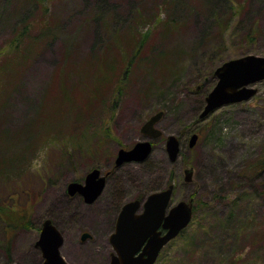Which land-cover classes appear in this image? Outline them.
Listing matches in <instances>:
<instances>
[{
	"label": "rangeland",
	"instance_id": "obj_1",
	"mask_svg": "<svg viewBox=\"0 0 264 264\" xmlns=\"http://www.w3.org/2000/svg\"><path fill=\"white\" fill-rule=\"evenodd\" d=\"M245 54L264 55V0H0V217L8 225L0 223V264H39L34 243L46 218L64 236L65 259L81 264L70 251L79 229L101 238L110 226L93 212L53 209L71 178L102 163L99 155L68 163L67 138L87 149L83 129L111 121L117 142L130 146L157 110L162 135L150 156L111 180L121 204L168 184L170 206L191 204L190 222L153 264H264V171L253 181L240 171L264 150V78L248 100L198 117L215 68ZM169 134L180 141L174 161Z\"/></svg>",
	"mask_w": 264,
	"mask_h": 264
},
{
	"label": "water",
	"instance_id": "obj_2",
	"mask_svg": "<svg viewBox=\"0 0 264 264\" xmlns=\"http://www.w3.org/2000/svg\"><path fill=\"white\" fill-rule=\"evenodd\" d=\"M216 82L204 97V105L198 117L204 118L213 110L230 103L248 100L256 93L251 85L264 78V55L245 54L228 59L214 70ZM164 111L158 110L151 114L142 124L140 131L146 139L139 140L129 149L120 148L115 159L116 166L124 162H140L146 160L152 151L151 139L161 136V130L156 126ZM198 139V133L193 132L188 138V147H193ZM165 150L170 161H174L180 151V141L174 134L165 139ZM185 182L192 180L193 169H184ZM99 170L93 169L85 176L83 184L71 181L68 191H76L85 196L87 202L93 201L101 192L104 177H98ZM98 178V179H97ZM173 184L165 188L150 192L143 202L142 211L137 199L125 202L117 216L115 232L111 234V241L120 256V261L113 259L111 264H153L159 250L181 229L189 223L192 216V206L189 202L180 200L170 206ZM165 231L161 233L159 228ZM87 232L81 235L82 239ZM147 240L143 252L145 256L133 257L137 249L134 241ZM62 236L50 219L42 223L36 245L42 251V264H68L60 255L59 247ZM26 264V263H22Z\"/></svg>",
	"mask_w": 264,
	"mask_h": 264
},
{
	"label": "flooded vegetation",
	"instance_id": "obj_3",
	"mask_svg": "<svg viewBox=\"0 0 264 264\" xmlns=\"http://www.w3.org/2000/svg\"><path fill=\"white\" fill-rule=\"evenodd\" d=\"M105 126L110 128L108 130L109 133L108 132L106 133V131H103L102 129H100L98 131V135H97L98 144L96 146L97 149H94L93 154H85L83 148H77L78 158H82L85 155H88V156L99 155V158H101V160H102L99 162H102V163H96V164L92 165L86 172L83 173V175L81 177L71 178L66 183L64 190L62 191V193L59 195V197L56 199V201L53 204V207H54L53 209H56V210H63L64 209L66 211L68 210V211H70L71 215H74L75 213L85 215V214L93 212L94 215H97V216L99 215V217H96V218L98 219V221L100 220V223H101V219H102V224L104 223V224H107L110 226L109 229H105V230L100 229L103 231H98V233H100V235H102L101 238H98L95 236V234H93L95 236V239H93V235L90 232H88L87 230L79 229V233H80L79 245L76 246L75 244H72L70 246L71 247L70 249H72V250H70V251L71 252L73 251L74 253L78 252L77 258L81 264H111L113 259H116L117 261L121 260L119 253L117 252V250H116L114 244L112 243L110 237H111V234L115 232L116 220H117V216L121 210V207L128 200H126L125 202H123L121 204V203H118L116 201V198H113L115 193H116V188L114 187V184H112L113 182L111 180L114 178L113 176L115 174V171L118 168H120L126 164H129V163H132L134 165H140L145 161L144 160V161H140V162H124L121 165L116 166L115 159H116L118 150L120 148L129 149L134 145L135 142L133 144H131L130 146H125V145L121 144L120 142H117L118 139L116 138L115 135H113V130L111 129V121H109L108 124H105ZM112 137H114V138H112ZM145 138L146 137H144L142 135L141 140L145 139ZM107 142L116 144V146H115L116 151L113 150L115 152H112V150L107 146ZM151 142H152V149H153V146H154L153 139H151ZM93 169L99 170L98 177H104V184H103L101 192L97 195V197L93 201L87 202L85 200V196L82 193H80L78 191H76L74 193H70L68 191V183L71 181H76V182L83 184L85 182L86 174ZM148 194H146L143 197L136 196V197L130 199V200L137 199L140 202L139 209L136 212L142 211L143 202L145 200V197ZM47 219H50V218H47ZM52 223H53V221H52ZM56 228L58 229L59 233L62 236V240H63L62 244H61V246H62L63 242H64V236H63L62 232L59 230V228L58 227H56ZM159 230H161L162 233L164 232V230L162 228H159ZM84 232L88 233V236L86 237L87 239L81 238V235ZM91 239H93V244H92L93 246L81 245L82 243H85L86 240H91ZM36 241H35L34 245H35V247L38 248L39 253H40V263L39 264H42L44 257L42 256V251H41L40 247L38 245H36ZM132 243L138 244L137 249L133 252V255H132L133 257L137 258L140 255L141 256L146 255L143 252V250L145 248L147 240H144L143 242L134 241ZM61 246L59 247L60 255L65 259L64 255H62V252H61ZM159 254H160V251L157 255V258L159 256ZM91 256H93V257H91ZM157 258H156V260H157ZM90 260H91V262L88 263V261H90Z\"/></svg>",
	"mask_w": 264,
	"mask_h": 264
},
{
	"label": "trees",
	"instance_id": "obj_4",
	"mask_svg": "<svg viewBox=\"0 0 264 264\" xmlns=\"http://www.w3.org/2000/svg\"><path fill=\"white\" fill-rule=\"evenodd\" d=\"M130 64V63H129ZM128 67L129 66H127V68H126V70H125V75L127 74V72L129 71L128 70ZM118 93H119V91H118ZM100 129H102L103 131H106V133L108 132L109 133V127H106L105 125H101L100 126ZM100 129H98L97 131H95V132H91V131H89L90 129H83V133L81 134V135H83V137H84V139L87 141V149H84L83 148V150H84V152H85V154H93V151H94V149H96V148H94V149H91L90 150V147L92 146V143H94L93 142V139H94V141L95 140H97L98 138H97V135H98V131L100 130ZM111 134V133H110ZM80 136H76V138H79ZM112 138H114V137H112ZM69 139V144H70V147H68V149H67V147L65 148V155H64V159L68 162V163H73V161H75L77 158H78V151H77V147L78 146H74L73 144H72V138H67V140ZM77 141H79V140H77ZM95 143H96V145L95 146H97V144H98V142L97 141H95ZM61 165V167H62V164H60ZM241 175L244 177V178H246L247 180H254V178H255V176L256 175H259L261 172H263L264 171V150L262 149L261 151H260V154H258L257 156H255V157H253L250 161H247L245 164H243V166H242V168H241ZM263 189H264V187H263ZM263 189H262V191H263ZM23 191L25 192V193H27V191H26V189H23ZM15 192L16 191H14V190H12L10 193H8V196L6 197V199L3 201V202H6V203H8L7 205H4V206H6V208L9 206V204L12 206V204H13V201L15 200V198H16V194H15ZM14 193V194H13ZM17 193V192H16ZM262 193H264V191L262 192ZM14 207H12V209H13ZM0 223H1V225H6L7 227H8V225H7V223L5 222V218H1L0 217Z\"/></svg>",
	"mask_w": 264,
	"mask_h": 264
},
{
	"label": "clouds",
	"instance_id": "obj_5",
	"mask_svg": "<svg viewBox=\"0 0 264 264\" xmlns=\"http://www.w3.org/2000/svg\"><path fill=\"white\" fill-rule=\"evenodd\" d=\"M34 166H36L38 168V165H35V163H34Z\"/></svg>",
	"mask_w": 264,
	"mask_h": 264
}]
</instances>
